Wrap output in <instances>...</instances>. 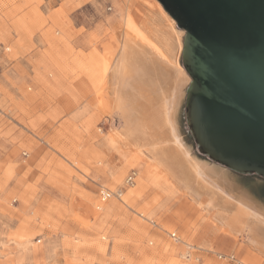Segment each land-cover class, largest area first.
I'll list each match as a JSON object with an SVG mask.
<instances>
[{
  "label": "rangeland",
  "instance_id": "obj_1",
  "mask_svg": "<svg viewBox=\"0 0 264 264\" xmlns=\"http://www.w3.org/2000/svg\"><path fill=\"white\" fill-rule=\"evenodd\" d=\"M156 2L0 0V77L7 71L0 85L7 96V117L1 118L7 131H0V264H220L215 253H234L247 264H259L245 256L241 242L222 240L155 172L141 185L142 165L122 157L112 143L110 130L120 123L107 116L101 97L110 100L119 85L105 76L103 46L128 31L140 41L139 14L154 11ZM175 28L181 30L176 23ZM35 35L39 48L33 45ZM184 37L183 31L182 42ZM188 78L176 108L184 145L194 159L230 173L264 206V180L235 173L195 150L184 119ZM20 104L28 108L18 116L11 111L20 110ZM94 171L101 172V186L87 181ZM131 171L138 176L132 189L139 186L141 192L135 199L127 196L132 189L124 184ZM101 190L123 195L102 205ZM99 204L102 211L96 210ZM141 214L149 222H141L147 234L136 233L133 226ZM171 233L193 249L176 245ZM163 242L169 245L165 250ZM185 250L190 252L186 262L181 258ZM143 251L150 257L143 259Z\"/></svg>",
  "mask_w": 264,
  "mask_h": 264
},
{
  "label": "bare ground",
  "instance_id": "obj_2",
  "mask_svg": "<svg viewBox=\"0 0 264 264\" xmlns=\"http://www.w3.org/2000/svg\"><path fill=\"white\" fill-rule=\"evenodd\" d=\"M132 1L138 4L139 0ZM156 3L154 11L148 10L138 16L142 31L135 32H138L140 41L128 31L122 32L120 39H110L107 46H103L105 76L113 86L119 85L110 100L101 97L107 116L120 123L110 130L112 143L123 152L122 157L128 156L138 166L142 165L140 184L150 176V171L155 172L171 190L185 199L188 208H195L210 227L220 232L222 240L241 242L240 248L245 256L264 264L263 204L239 185L230 173L194 159L178 134L176 108L181 90L189 82L178 62L183 48V31L175 28L173 19ZM127 187L132 189L135 185ZM122 195L120 193V197ZM127 196L131 199L141 197L139 186ZM100 205L97 210H101ZM118 205L114 206L115 213L120 211ZM139 217L134 229L136 233L147 234V226L142 225L149 223L147 217L142 214ZM173 242L187 250L193 249L181 237ZM157 243H161L160 238ZM168 246L162 243L163 250ZM187 253L181 254L185 262L189 260ZM148 254L143 251V259L150 257ZM194 260L199 261L198 258ZM64 264L71 263L66 260Z\"/></svg>",
  "mask_w": 264,
  "mask_h": 264
},
{
  "label": "water",
  "instance_id": "obj_3",
  "mask_svg": "<svg viewBox=\"0 0 264 264\" xmlns=\"http://www.w3.org/2000/svg\"><path fill=\"white\" fill-rule=\"evenodd\" d=\"M185 32L184 119L199 155L264 180V0H157Z\"/></svg>",
  "mask_w": 264,
  "mask_h": 264
},
{
  "label": "crops",
  "instance_id": "obj_4",
  "mask_svg": "<svg viewBox=\"0 0 264 264\" xmlns=\"http://www.w3.org/2000/svg\"><path fill=\"white\" fill-rule=\"evenodd\" d=\"M11 36H12V38H13V40H12V44L14 43L15 44V39L17 38V35H16V33L13 31L12 33H11ZM22 37H25L26 38V35L25 34H22ZM33 38H35L34 40H33V45L36 47V48H39L40 47V41L38 40L39 39V36H37V35H35ZM13 44V45H14ZM7 51H9V49H7ZM34 51V49L33 50H31V52H33ZM34 54H33V56H36L37 55V52L36 51H34L33 52ZM11 67H10V70H12V69H14V65H10ZM28 68H30V67H28ZM2 77H0V85L2 84V85H4L5 83V81H6V79H7V71H3L2 72ZM6 77V78H5ZM31 80H33V79H31ZM31 84V83H30ZM15 98H16V101L17 102H23V101H25V99H23V98H19V97H16L15 96ZM5 100H7V96H5V95H3L2 93H0V104H2V105H4V106H2V107H0V131L1 132H4V131H7V125H4V123L3 122H1V118H6L7 117V101H5ZM39 99H36L35 101H38ZM24 107L25 108H28L27 106H23L22 104H20V110L19 109H17L16 110V112H13V111H11L12 113H17V115L19 116L20 115V112H22L23 110H24ZM30 108V107H29ZM1 127H2V129H1ZM1 145H3L2 143H1ZM1 147V146H0ZM2 148V147H1ZM95 172V171H94ZM93 177L92 178H88L87 179V181H89L91 184H95V187L97 186H101V182L103 181L102 180V176H101V172H95L93 175H92ZM122 193V192H121ZM123 194V193H122ZM97 210V209H96ZM97 211H102V210H97Z\"/></svg>",
  "mask_w": 264,
  "mask_h": 264
},
{
  "label": "built area",
  "instance_id": "obj_5",
  "mask_svg": "<svg viewBox=\"0 0 264 264\" xmlns=\"http://www.w3.org/2000/svg\"><path fill=\"white\" fill-rule=\"evenodd\" d=\"M135 171H131L125 179L126 186H132L135 179ZM121 190L110 192L109 190H101L98 193V199L102 203H106L111 198H120ZM171 239L175 240L177 237L175 234H171ZM188 258L190 257V252L187 253ZM215 258L220 262V264H244L240 261L234 253H215ZM199 260V259H198Z\"/></svg>",
  "mask_w": 264,
  "mask_h": 264
}]
</instances>
